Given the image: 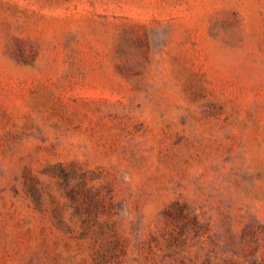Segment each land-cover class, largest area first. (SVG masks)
<instances>
[{"label":"rangeland","instance_id":"1","mask_svg":"<svg viewBox=\"0 0 264 264\" xmlns=\"http://www.w3.org/2000/svg\"><path fill=\"white\" fill-rule=\"evenodd\" d=\"M0 264H264V0H0Z\"/></svg>","mask_w":264,"mask_h":264}]
</instances>
